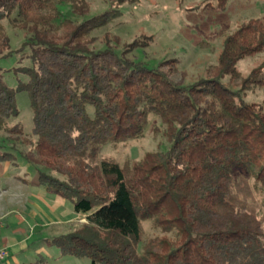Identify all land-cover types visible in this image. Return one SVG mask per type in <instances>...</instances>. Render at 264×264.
<instances>
[{"label": "trees", "instance_id": "trees-1", "mask_svg": "<svg viewBox=\"0 0 264 264\" xmlns=\"http://www.w3.org/2000/svg\"><path fill=\"white\" fill-rule=\"evenodd\" d=\"M59 1L0 0V59L15 55L20 62L16 89L0 78V131L9 135L0 162L32 166L46 192L86 215L51 243L91 264H264L257 208L264 206V107L240 95L264 88V74L255 69L242 78L236 69L264 50V20L239 24L225 37L211 76L184 86L174 78L175 60L153 69L129 58L150 37L122 45L119 54L117 37L96 48L93 33L128 1L115 0L116 7L80 24L62 18ZM226 1L219 0L221 9ZM72 7L87 12L84 1ZM7 28L19 36L16 50ZM225 76L240 79V89L225 86ZM18 92L28 95L32 112L26 135L15 122ZM149 113L163 124L167 151L123 166L99 159L102 145L141 136ZM142 221L158 233L147 243Z\"/></svg>", "mask_w": 264, "mask_h": 264}, {"label": "rangeland", "instance_id": "rangeland-1", "mask_svg": "<svg viewBox=\"0 0 264 264\" xmlns=\"http://www.w3.org/2000/svg\"><path fill=\"white\" fill-rule=\"evenodd\" d=\"M73 1L86 2L87 12L83 15L74 13ZM126 1L118 6L120 16L93 33L96 48L105 47L102 43L106 37L111 40L117 37L120 44L115 51L119 54L122 45L150 37L148 45L134 49L129 58L153 69L165 61L175 60L177 74L174 78L184 86L211 76L225 37L239 24L251 19L264 20V0H227L223 9L218 5L219 0ZM114 2L60 0L57 7L62 18L80 24L110 11L116 7ZM6 31L11 48L16 50L20 43L18 34L10 28ZM27 64V60L21 62V65ZM19 65L15 55L0 59V78L11 89L17 88L18 79L13 69ZM236 69L242 78L255 69H262L264 74V50L243 58ZM221 82L234 91L240 89V79L225 76ZM240 95L245 102L264 107V88L253 87ZM15 102L19 112L15 122L21 124L23 135L30 134L33 123L28 95L18 92ZM92 112L89 108L91 116ZM7 137L9 135L0 131V145L6 146ZM10 137L16 138L15 135ZM169 147L160 118L149 113L141 136L102 145L99 159L109 158L123 166L126 161H138L146 153L165 152ZM3 151L10 152L8 147ZM257 208H261L264 215V206L260 202ZM85 221L86 215L76 217L70 200L48 193L40 186L32 166L22 161H17L16 165L0 162V251L5 252L0 264H91L87 258L62 255L51 243L53 237ZM141 225L142 243L157 236L151 222L142 221Z\"/></svg>", "mask_w": 264, "mask_h": 264}, {"label": "built area", "instance_id": "built-area-1", "mask_svg": "<svg viewBox=\"0 0 264 264\" xmlns=\"http://www.w3.org/2000/svg\"><path fill=\"white\" fill-rule=\"evenodd\" d=\"M1 227V225H0ZM5 257V252L4 251H0V261L3 260Z\"/></svg>", "mask_w": 264, "mask_h": 264}, {"label": "crops", "instance_id": "crops-1", "mask_svg": "<svg viewBox=\"0 0 264 264\" xmlns=\"http://www.w3.org/2000/svg\"><path fill=\"white\" fill-rule=\"evenodd\" d=\"M78 216H80V215H76V217H78Z\"/></svg>", "mask_w": 264, "mask_h": 264}]
</instances>
